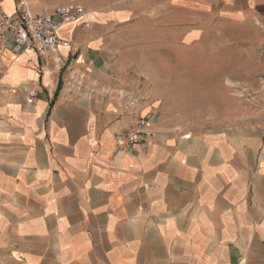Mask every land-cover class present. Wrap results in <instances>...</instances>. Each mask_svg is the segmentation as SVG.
<instances>
[{"label":"crops","instance_id":"crops-1","mask_svg":"<svg viewBox=\"0 0 264 264\" xmlns=\"http://www.w3.org/2000/svg\"><path fill=\"white\" fill-rule=\"evenodd\" d=\"M22 4L86 16L0 50V264H264V0Z\"/></svg>","mask_w":264,"mask_h":264},{"label":"built area","instance_id":"built-area-1","mask_svg":"<svg viewBox=\"0 0 264 264\" xmlns=\"http://www.w3.org/2000/svg\"><path fill=\"white\" fill-rule=\"evenodd\" d=\"M85 16L86 11L80 6H59L52 12L34 13L26 4H22L13 15L4 19L2 26L9 33L13 46L19 50L55 52L60 47H72L70 42L59 36V31L66 25L82 22ZM34 97L32 95L28 102L32 103ZM152 137L145 118H138L127 133L115 134V140L122 148L148 144ZM189 138L190 135L185 136V139Z\"/></svg>","mask_w":264,"mask_h":264},{"label":"rangeland","instance_id":"rangeland-1","mask_svg":"<svg viewBox=\"0 0 264 264\" xmlns=\"http://www.w3.org/2000/svg\"><path fill=\"white\" fill-rule=\"evenodd\" d=\"M11 15H13V14H11ZM11 15H7V14L0 12V50H2L3 47L8 46L9 43H12V40H11V37L9 36V33L7 31H5L3 29V26H2L4 19L8 16H11ZM259 47H260V56H264V43H260ZM261 80L264 84V75L261 77ZM247 94H250V92L247 93V91H245L243 93L242 98L243 99L249 98V96H247Z\"/></svg>","mask_w":264,"mask_h":264}]
</instances>
